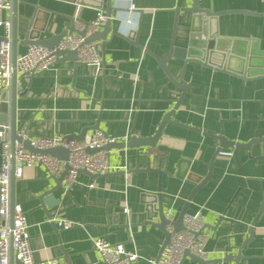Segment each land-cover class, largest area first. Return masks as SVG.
<instances>
[{"label":"crops","instance_id":"0c3cea01","mask_svg":"<svg viewBox=\"0 0 264 264\" xmlns=\"http://www.w3.org/2000/svg\"><path fill=\"white\" fill-rule=\"evenodd\" d=\"M13 1L20 41L30 28L38 39L49 38L63 30L69 16L91 22L98 10L105 13L106 9V0H84L96 7L78 0ZM196 1L212 12L231 10L209 19L210 26L234 50L231 68L255 75L242 78L196 61L183 65L181 59L168 57L172 47L186 48L201 26L190 12H176L191 0H112L117 8L112 27L119 34L109 32L95 41L103 58L101 66L82 64L66 55L44 72L17 74V133L27 128L30 136L76 139L84 127H90L81 140L97 130L117 141H126L132 134L153 135L181 94L171 78H182L186 85L171 116L186 126L166 122L159 140L148 147L110 148L108 174L79 172L67 191L64 177L60 187L56 183L64 169L50 176L35 164L14 179L13 199L25 211L35 260L104 264L93 245L94 238L102 237L135 251L138 264H150L165 237L155 224L158 216L149 218L146 209L158 184L163 211L175 219L197 180L210 168L207 182L194 193L185 212L200 209L204 215L207 258L197 260L187 254L182 264H236L223 261V256L229 244L242 243L256 216L252 238L241 249L237 264H264V140L247 148L223 145L221 150L231 154L214 156L219 146L215 136L220 132L240 143L264 137V0ZM5 16L0 10V18ZM126 18L134 22L133 29ZM27 46L18 43L16 55ZM155 57L166 58L169 74ZM95 120H99L98 129L91 128ZM48 193L58 203L45 205L41 198ZM221 216L225 219L220 220ZM56 219L68 220L72 226L62 229Z\"/></svg>","mask_w":264,"mask_h":264},{"label":"built area","instance_id":"2783aa9c","mask_svg":"<svg viewBox=\"0 0 264 264\" xmlns=\"http://www.w3.org/2000/svg\"><path fill=\"white\" fill-rule=\"evenodd\" d=\"M131 9H134L130 6ZM0 10L6 13L0 18V91L11 87L12 73L26 76L35 72L48 70L56 61L55 50H76L77 61L82 64L101 66L103 58L96 42H84L85 37L100 30L106 19L105 13L98 10L95 18L87 25L75 21L77 30L85 29V35L76 32L65 35L53 48L43 45H28L26 51L12 59V27H13V0H0ZM126 24L133 29L134 22L126 18ZM129 28V32H131ZM0 131V264H9L10 258L22 264H59L56 259L35 260L29 244L25 211L20 204L11 201L12 179L20 178L26 167L35 164L42 165L48 175H58L65 166L68 170L64 175L65 191L77 182L79 170L85 169L92 175L106 174L111 171L109 152L100 149L88 152L87 149L99 148L115 141L101 131H96L90 137L78 140L63 135L52 137L30 136L27 128L18 131L23 139H28L30 145L38 150L61 146L68 150L67 159H60L45 152L28 150L21 142L12 141L8 126L3 125ZM219 154L228 156L231 151L221 150ZM89 184L88 186H91ZM124 207L123 211L126 212ZM165 216L173 220L172 214L167 211ZM62 229L72 226V222L65 219L53 220ZM183 228L175 230L171 224L166 225L169 241L160 252L159 257L150 258V264H182L185 250L200 257L207 258L205 243L207 234L204 231V215L199 209L194 213H185L182 218ZM94 250L104 264H138V254L124 247L122 243H111L105 238L93 239Z\"/></svg>","mask_w":264,"mask_h":264},{"label":"water","instance_id":"95a60500","mask_svg":"<svg viewBox=\"0 0 264 264\" xmlns=\"http://www.w3.org/2000/svg\"><path fill=\"white\" fill-rule=\"evenodd\" d=\"M87 1V0H86ZM112 0H106V9H105V16L106 19L104 20L103 24L101 25L100 30H97L90 34L89 36L85 37L84 42H91V41H96L99 39H105L107 34L111 32L112 34H119L117 29L115 27H112V13L117 10L112 5ZM78 3H83L85 5L89 6H94L95 7L98 4H91L90 2H86L84 0H78ZM231 10L224 11V12H212L208 10L207 8H202L198 6V3L196 0H191V3L187 7H179L177 8L176 12L177 14L180 12H190L193 14L198 20H201V26L199 29L195 30V32L192 33V36L190 37V41L188 42V46L186 48H182L179 50L176 47H172L171 52L169 53L168 57L173 56L181 59L183 61V65H185L189 61H196L202 65L209 66L212 69L215 70H221L224 72H229L231 74H234L236 76L242 77V78H249L252 75L255 74H250L247 72L246 74H243V70H237L233 69L230 66V59L233 57V51L231 50V45L228 46V41L221 40L220 38H217L215 36L216 31L213 30L210 26L209 19L213 17H217L219 15H222L223 13L230 12ZM75 21H80L84 24H88L89 22H86L82 20L80 17H68V22L64 24L63 30L59 32L58 34H55L49 38H44V39H38L37 33L33 30V28H30L28 33L26 34V37L23 41H20L16 37V13H15V1H13V27H12V59L15 61L16 58V46L18 43L26 44V45H31V44H38V45H43L47 48H53L54 46L57 45V43L62 39L67 34H70L72 32H76L77 34L84 36L85 35V29L82 30H77L74 27V22ZM133 31L128 33V37L131 38ZM193 37V38H192ZM195 37V38H194ZM1 39V36H0ZM193 39V40H192ZM227 42V43H226ZM224 43L226 45H224ZM55 57L56 61L62 59L66 55L70 57L72 60L77 61V53L76 50H55ZM159 66L164 69L166 74H169V71L165 67V61L166 58H159L155 57ZM175 84H177L181 88V94L180 96L174 101L173 107L165 112L161 118V121L154 132L153 135L147 136V137H141V136H136L134 134L131 135V137L126 140V141H113L111 143H108L104 146H101L99 148H92V149H87L88 152H95L100 149L104 150H109L110 148H124V147H129V148H139L143 146H151L155 142H157L161 136V131L163 128V125L166 122H175L171 120V116L174 115L175 110L177 109L178 105L181 102V99L183 95L186 93V85L183 82V79L180 78L179 80H175L171 78ZM17 80V74L15 70L12 73V80H11V87L9 89H4L0 91V131L3 129V124H9L8 126V133L11 138V140L21 142L28 150L30 151H38V152H45L50 155H53L55 157H58L60 159H67L68 157V150L66 148H63L61 146H56L44 150H38L36 148H33L28 139L23 140L16 131V124H15V114H16V105H15V99H16V90L19 88V85L16 82ZM5 120V122H4ZM98 121L95 120L94 126L91 128L93 129H98ZM180 125L185 124L181 122H175ZM190 127V126H188ZM193 128V127H190ZM88 128L87 126L84 127L80 134L76 136V139L81 140L83 137V134L86 132ZM196 129V128H193ZM197 131H200L196 129ZM218 141H219V146L215 150L214 156L219 154L221 151V146L226 145V146H237V147H249V145L253 142L261 141L264 140V137H256L250 139L246 143H240V142H235L233 140L227 139L224 135L223 132H220L217 136H215ZM73 138V137H72ZM211 166V164H209ZM68 170V166L64 167V170L60 173V178L56 180L57 186H61V180L64 177L66 171ZM158 173H162V170H157ZM79 172H85L89 174L90 176H96L88 173L85 169L79 170ZM109 173V172H108ZM106 173V174H108ZM210 176V168L207 172V174L197 180L196 185L192 188L190 191L186 201L183 204V207L181 208L180 213L178 216L173 220H168L165 216V212L163 211L162 208V202H161V191L162 187L160 184H158L157 190L155 194L153 195L154 198L150 200L148 206H146L147 212H148V217H155L158 216V222L155 223L163 232H164V241L160 247L159 253L156 256V259L159 257L160 252L165 244L168 243L169 241V233L166 230V225L171 224L175 230H180L183 228L182 224V218L183 215L186 212L187 206L189 201L192 200L194 193L200 189L208 180ZM13 182L14 179H12L11 182V201L14 202L13 199ZM41 200H43L45 205H53L58 203V199H55L52 193H48L42 196ZM153 203H157V206L154 207ZM263 206V203L261 204ZM257 217V216H256ZM256 217L251 221L250 226H248L247 229V235L245 236L244 240L240 245H233L229 244V249L233 250L236 249V252L233 253L229 250L224 256H223V261H230L233 260L236 264L238 260L242 257L241 254V249H243V246L252 238V230L253 226L255 223ZM225 219V216H221L220 220ZM185 255H190L194 257L197 260H201L200 257L190 253L188 250H185L184 252ZM9 264H22L21 262L14 260L13 258H10V263Z\"/></svg>","mask_w":264,"mask_h":264}]
</instances>
